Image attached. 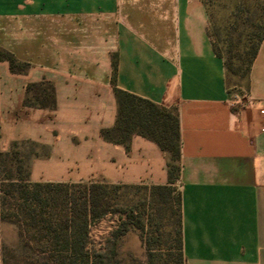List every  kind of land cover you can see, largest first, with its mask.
<instances>
[{"label":"crops","instance_id":"0c3cea01","mask_svg":"<svg viewBox=\"0 0 264 264\" xmlns=\"http://www.w3.org/2000/svg\"><path fill=\"white\" fill-rule=\"evenodd\" d=\"M0 45L29 63L17 73L0 60V152L44 145L32 180L167 182L154 141L135 134L127 151L100 136L116 118L115 54L120 88L178 109L186 261L264 264V37L241 93L202 0H0ZM41 80L54 85L53 109L24 104Z\"/></svg>","mask_w":264,"mask_h":264},{"label":"trees","instance_id":"16d2710c","mask_svg":"<svg viewBox=\"0 0 264 264\" xmlns=\"http://www.w3.org/2000/svg\"><path fill=\"white\" fill-rule=\"evenodd\" d=\"M202 1L208 12V36L214 53L224 60L228 82L233 75L247 79L264 37V31L256 32L262 21L251 23L247 17L233 18L231 23L234 26L247 27L243 50L236 55L226 47L223 52L210 32L207 0ZM0 60L7 61L12 72H25L29 67V63L18 60L12 51L1 45ZM112 68L116 118L112 126L100 129V136L106 141L122 144L127 151L135 134L154 141L166 155L167 182L114 183L102 178L81 181L32 180L30 162L40 155L37 148L44 145L29 139L12 141L7 151L0 152V220L17 226L20 242L14 250L4 247L5 264L7 256L14 258L13 264H124L123 240L131 230L139 231L146 244V257L141 264H168L166 261L160 263L165 255L173 261L172 264H189L183 251L180 189L182 139L178 109L120 88L116 84L115 54L112 55ZM24 104L55 108L53 83L48 80L30 82ZM21 147L26 149L23 151ZM141 186L149 189V195L156 198L160 206L175 214L165 247L149 246L151 242L161 241V233L159 231L150 238L145 234L149 221L146 203L135 202L128 196L124 198L119 192L120 188ZM112 212L119 213V222L107 239L108 249L90 247V226Z\"/></svg>","mask_w":264,"mask_h":264},{"label":"rangeland","instance_id":"374dc122","mask_svg":"<svg viewBox=\"0 0 264 264\" xmlns=\"http://www.w3.org/2000/svg\"><path fill=\"white\" fill-rule=\"evenodd\" d=\"M206 1V0H205ZM206 5L210 13V32L212 38L218 42L221 51L225 52L229 47L233 54L242 52V44L247 27L234 26L231 21L235 17H243L251 23L261 20L262 25L257 29V33L264 31V0H207ZM241 18H238L240 20ZM230 83L234 86L233 90L237 93L244 91L245 79L240 75H233ZM24 151L26 148H20ZM40 152L44 149L38 148ZM119 192L126 198H132L135 202H145L146 211L149 213V221L146 224L145 234L147 237H153L160 231V242H151L150 247H165L167 233L171 229V220L175 215L170 209L160 206L156 198L149 195V189L143 186L139 188H120ZM158 206L160 207L158 210ZM124 207V206H121ZM119 222V213H109L104 218L96 221L89 229V246L108 249V237L117 227ZM159 229V230H157ZM20 237L15 224L6 223L0 220V264L4 263V247L14 250L18 247ZM124 264H141L146 257V244H144L141 233L137 230H131L123 240ZM10 252V251H9ZM158 261V259H157ZM166 261L172 264L173 261L167 259V255L161 258V262ZM14 258L7 256V264H13Z\"/></svg>","mask_w":264,"mask_h":264},{"label":"built area","instance_id":"2783aa9c","mask_svg":"<svg viewBox=\"0 0 264 264\" xmlns=\"http://www.w3.org/2000/svg\"><path fill=\"white\" fill-rule=\"evenodd\" d=\"M241 102V99H238Z\"/></svg>","mask_w":264,"mask_h":264}]
</instances>
